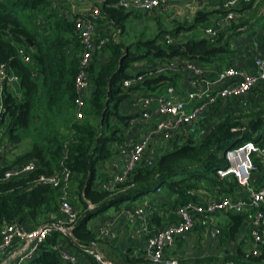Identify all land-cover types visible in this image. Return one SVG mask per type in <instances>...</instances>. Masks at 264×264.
I'll use <instances>...</instances> for the list:
<instances>
[{
	"label": "trees",
	"instance_id": "16d2710c",
	"mask_svg": "<svg viewBox=\"0 0 264 264\" xmlns=\"http://www.w3.org/2000/svg\"><path fill=\"white\" fill-rule=\"evenodd\" d=\"M121 1L100 0V24L107 22L120 37H124L126 24L133 15H149L126 11L119 6ZM54 2L0 0V67L18 74L20 82L16 87L22 93L18 96L4 90L0 149L4 141L16 147L24 143L29 145L9 165L0 166V230L10 223L39 227L58 222L62 218V192L52 185L39 183V180L64 168L72 173L71 188L76 200L71 197V202L79 213L72 228L75 240L54 229L34 258L22 264H64L60 250L67 249L75 255L84 253L93 243L115 264L145 262L142 257L133 258L132 253L117 250L107 239H98L99 232L91 229L90 223L112 209L119 210L126 203L151 195L174 196V201L168 204L171 212L188 203H201L200 195L208 188L213 192V198H234L239 184L232 176L222 178L220 175L229 167L225 154L250 141L264 149V91L259 88L252 91L262 94L258 107L236 110L238 101H232L234 110L215 124L204 121L209 130L201 140L196 141L185 134L176 136L170 141L171 148L158 155L152 166L142 161L125 183L113 191H105L102 189L105 178L99 167L113 159L127 143L131 123L138 118V115L124 114L123 104L128 99L132 102L135 92L155 93L164 86L173 85L176 79L170 74L145 76V82L132 89H125L123 83L139 75L140 71L136 74L130 70L142 62L150 66L151 71L155 70L158 61L174 58L218 67L226 55L232 54L230 43L246 25L233 23L230 28L219 31L215 38L204 36L174 44L162 41L165 35L178 38L184 31L202 27L210 14L198 12L190 26L179 23L172 30L160 27L158 35L148 41L130 45L111 41L107 61L98 65L97 56L90 68V93L85 100L82 119L78 121L80 94L76 79L80 68V40L75 21L63 15L66 7ZM20 48L31 57L30 64L24 63L19 56ZM31 162L37 163L34 172L4 180L7 172ZM253 163V172L264 174L262 159L253 156ZM225 214L227 223L218 227L221 242L235 240L248 225L247 214ZM173 216L171 223L174 224L177 220ZM152 222L158 228L162 226L156 217ZM258 248L259 255H253L249 228L246 240L243 239L234 253L225 256L222 262L264 264V242ZM89 260L95 264L93 259ZM218 261L216 257H205L196 263Z\"/></svg>",
	"mask_w": 264,
	"mask_h": 264
},
{
	"label": "built area",
	"instance_id": "2783aa9c",
	"mask_svg": "<svg viewBox=\"0 0 264 264\" xmlns=\"http://www.w3.org/2000/svg\"><path fill=\"white\" fill-rule=\"evenodd\" d=\"M170 0H122L120 5L126 11L145 13L152 18L160 17L168 11ZM260 0H226L222 3L223 15L211 27L204 28V36L215 38L219 31L230 28L243 18L240 8L258 4ZM89 5L79 11L80 6ZM62 7H66L63 15L75 21V30L79 36L80 68L76 79L77 91L80 97L77 102L78 120L82 119L85 100L90 89V68L94 59L107 48L108 32L100 33L102 11L99 5L89 4L87 0H62ZM176 38L165 35L163 42L176 43ZM23 62L30 64L31 57L24 48L18 51ZM254 72L249 73L235 67L205 66L195 61L174 58L163 62L158 61L154 71L150 66L143 65L139 75L127 79L123 83L125 89H132L145 82V76L152 78L158 75L170 74L175 76L176 82L167 85L155 93L133 94L131 110L138 118L131 123V136L127 143L118 151L119 159L112 163V174L105 180L102 189L113 191L118 185L125 183L135 172L142 161L149 166L154 159L147 157L154 138L161 137L172 141L183 130L193 125L200 126L205 133L208 128L204 121L211 125L213 121L221 119L226 113L233 111L232 101L245 99L253 90L264 83V58L254 61ZM137 74V73H136ZM20 78L13 70L0 67V115L4 112L3 93L10 86L19 85ZM201 123V124H199ZM206 135V134H205ZM204 135V136H205ZM253 156L260 157L264 164V149L250 141L234 147L226 152L225 158L229 164L226 171L220 172L222 178L232 176L240 187L249 190L244 198L220 197L211 198L201 203H188L178 207L174 216L176 223H168L161 230H156L143 207L125 209L123 216L130 222L138 224V234L146 237V259L151 264H190L170 257L166 254L178 240H185L187 235L195 229L201 218H207L229 212L247 214V224L250 228L252 254L259 255L258 245L264 242V185L251 190L252 173L255 170ZM64 167V163L61 164ZM37 163L31 162L5 174L4 180L21 178L34 172ZM72 173L67 169L57 171L50 176H42L39 183L52 185L62 192L60 213L61 219L52 224L28 229L20 223L5 224L0 230V256L9 255V264H22L32 260L40 245L47 239L54 229L66 233L72 231L78 219V211L72 205L70 186ZM220 235L219 230L213 236ZM116 234L111 224L106 223L100 228L98 239L111 240ZM17 243L16 250L12 249ZM95 264H115L107 260L93 243L83 253ZM64 264H81L78 257L67 249L59 251ZM91 264H93L91 262ZM193 264V263H192ZM201 264H235L233 262H211Z\"/></svg>",
	"mask_w": 264,
	"mask_h": 264
},
{
	"label": "crops",
	"instance_id": "0c3cea01",
	"mask_svg": "<svg viewBox=\"0 0 264 264\" xmlns=\"http://www.w3.org/2000/svg\"><path fill=\"white\" fill-rule=\"evenodd\" d=\"M224 1L226 0H170L169 10L165 13H167V15L172 14L176 16V13L178 12H182V14L189 12L188 15L190 17L192 16V19H195L198 12L209 13L210 15L208 21L202 26L204 29L208 26H213L223 15L221 6ZM189 4L190 6H188ZM240 10L243 13V18L239 20L237 24H245L246 26L243 28V32L231 41L230 50L232 51V54L226 55L224 60L218 63V67H235L245 70L246 72L253 73L255 70V59L264 58V0H260L258 4L250 6L243 5ZM105 31L106 30H104L102 26L99 27L100 33H104ZM202 37H204V35L199 36L198 38ZM14 88L15 86H10L8 87V90L13 92ZM259 89L264 91V83ZM89 93L90 89L88 91V94ZM14 94H18V96L22 95L20 90H17V93ZM261 98V93H258L257 95L249 94L245 99L238 101L236 110L247 109V107L250 106V100L251 102L261 101ZM125 109L127 111L131 110V101L125 103ZM118 159L119 157L117 154L109 161L108 164L101 165L100 169L103 172L105 180L111 176L112 163ZM263 185V173L259 174V176L252 175L250 185L251 190L259 189ZM248 195L249 190L239 187L234 198H244ZM151 196H147L137 202L126 203L119 210L112 209L113 211H108L102 218H100V220H98L94 227V231L98 233L103 225L106 223L111 224V228L116 234V237L108 240V242L119 251L128 254L132 253L133 258H144L145 262L139 264H151L145 257L146 237L138 234V224L130 222L127 218H125L123 216V211L125 209L143 207L151 225L155 227L156 230H161L168 223H171V215L174 214V212L169 211L168 208V204H171L174 201V196ZM213 196V192L208 188L206 191L201 193L200 200L206 201L213 198ZM217 216L220 217L217 218ZM155 217L159 219L160 225L162 224L159 228L152 222ZM227 221L228 217L226 214L201 218L195 229L187 235V238L185 240H178L172 247L167 249L166 254L170 257L179 259L182 262L193 264H197V260L205 257H216L219 261H223L225 256L234 253L238 244L242 242L243 239L246 240L247 230L249 229H247L248 225H246V230L243 229L235 240L221 242L219 238L220 235L214 237L213 232L217 230L221 224L227 223ZM25 227L28 229L38 228L35 225H28ZM16 248L17 243L13 245L12 249L16 250ZM8 253L0 256V264L10 263ZM75 255L78 257L81 264H91V261L85 257L83 253H75Z\"/></svg>",
	"mask_w": 264,
	"mask_h": 264
},
{
	"label": "rangeland",
	"instance_id": "374dc122",
	"mask_svg": "<svg viewBox=\"0 0 264 264\" xmlns=\"http://www.w3.org/2000/svg\"><path fill=\"white\" fill-rule=\"evenodd\" d=\"M54 1H55L54 3H56V4L59 3L57 5L61 6L62 0H54ZM88 3L99 5L100 0H90V2H88ZM188 6H190V4ZM88 7H89V5L80 6L78 12L80 13L81 11H83V9H86ZM168 10H169V8H168ZM188 13L189 12H185L183 14H182V12L176 13V16H180V17H176L172 14L167 15V13H165V14L163 13L158 18V20H155L154 18H152L150 16L133 17L134 16L133 15L126 24V31L127 32L124 35V37H120L116 33V31L113 29V27H111L107 22H104L103 24H99L100 26H102L104 28V30H106V32L109 33L107 35L109 38V42H108L107 48L105 50H103L102 53L99 54V56L96 58L95 61L98 63V65H103L107 61V59L109 57V44L111 41H115V40L121 41L125 45H130V44L136 43V42L141 41V40L142 41H148V40L155 38L159 33L160 27H163L162 29L172 30L179 23L186 25V26H190L191 24H193L195 19H192V16L190 17L188 15ZM197 33H198V35H197ZM203 35H204V30L202 27H199V28L194 29L192 31H184V32L180 33L178 35V38H176V40H177V42H185L188 40L196 39L199 36H203ZM143 65H144L143 62L134 65L132 67V69L130 70L131 73H136V72L140 71L143 68ZM17 90H19L18 87H15L13 89V92L17 93ZM254 94L251 93V95H254ZM255 95H257V94H255ZM128 101H131V100L128 99L126 102H128ZM125 103L122 106V112L124 114L129 113L131 115L133 113V111L132 110L127 111L125 109ZM249 104H250V107L256 108L260 105V100L259 101H252V102L250 100ZM78 121H80V120H78ZM216 121L217 120L213 121L212 124H215ZM199 124H201V123H199ZM4 131L5 130L3 129L1 132V135ZM183 131L184 132H182V134H180V135H183V134L191 135L196 141L201 140L204 137V135L206 134L204 132V130L198 125L197 126L193 125L189 128H186V130H183ZM28 148H29L28 143H24L22 146L16 147V146L11 145V144L9 145L7 141H4V144L2 145V148L0 150V166L4 167L5 165H9V163L13 160V158L15 156L24 152ZM169 148H171L170 141H167V140L161 138L160 136L156 137V138H154L149 150L147 151L146 158L150 157L152 159H155L158 155H160L161 153H163L165 150H167ZM108 163H109V161L103 162V164H108ZM103 164H101V165H103ZM101 165H100V167H101ZM259 174L255 173V172L252 173V175H254V176H259ZM70 194H71V197L73 198V200H76L75 194H74V189H73V187L71 188V186H70ZM152 196L154 197L155 195H152ZM111 211H113V210H111ZM105 214L97 217L95 220H93L90 223L91 229H93V230L95 229L94 227H95L96 223ZM219 217L220 216H217V218H219ZM185 263H187V262H185ZM190 264H192V263H190Z\"/></svg>",
	"mask_w": 264,
	"mask_h": 264
},
{
	"label": "water",
	"instance_id": "95a60500",
	"mask_svg": "<svg viewBox=\"0 0 264 264\" xmlns=\"http://www.w3.org/2000/svg\"><path fill=\"white\" fill-rule=\"evenodd\" d=\"M65 234H66L67 236H69L70 238H72L73 240H75V239H74V236H73V234H72V231H67Z\"/></svg>",
	"mask_w": 264,
	"mask_h": 264
}]
</instances>
